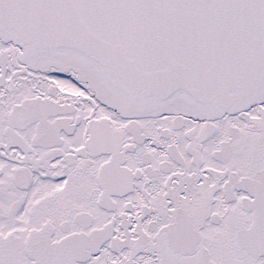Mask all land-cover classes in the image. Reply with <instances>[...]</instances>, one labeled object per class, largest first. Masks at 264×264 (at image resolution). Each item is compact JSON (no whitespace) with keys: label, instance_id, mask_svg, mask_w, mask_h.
Listing matches in <instances>:
<instances>
[{"label":"snow or ice","instance_id":"6c2138e0","mask_svg":"<svg viewBox=\"0 0 264 264\" xmlns=\"http://www.w3.org/2000/svg\"><path fill=\"white\" fill-rule=\"evenodd\" d=\"M0 264H264V0H0Z\"/></svg>","mask_w":264,"mask_h":264}]
</instances>
